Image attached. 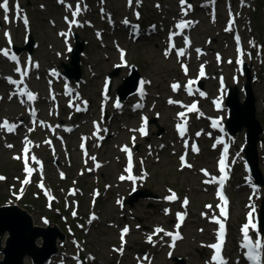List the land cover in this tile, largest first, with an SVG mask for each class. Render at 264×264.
Returning a JSON list of instances; mask_svg holds the SVG:
<instances>
[{
  "label": "rangeland",
  "instance_id": "obj_1",
  "mask_svg": "<svg viewBox=\"0 0 264 264\" xmlns=\"http://www.w3.org/2000/svg\"><path fill=\"white\" fill-rule=\"evenodd\" d=\"M68 1L71 0H65V2ZM73 1L78 2L80 0ZM241 1L242 0H234L237 6L236 16L238 18L241 17L237 27L240 31H242L245 39L244 47L248 50V52L246 51V56L242 60L248 64L252 72L260 74L258 82L253 83L252 85L257 101L256 113L259 120L264 124V3H262L261 0H245L247 4L245 6H241ZM20 2L24 6L22 13L23 18H27L29 21V27L28 29H25L22 27V24H20L21 21L18 20H13L9 23L5 22L4 16H2V12L0 11V20L3 19L4 21L3 24H0V46H5L7 43V46L9 47L13 42L16 44V46L23 47L28 36L33 34L34 41L40 44V48L35 51V56L42 60L43 65L50 63L51 67H56L59 66L61 62L69 65L68 60L71 57L70 49L74 47V40L68 42L60 37L61 33H64L61 14L64 11L67 15L68 12L63 10V7L59 6V0H20ZM91 3H93L92 5L95 4L96 7H99L97 10L94 9V11H96L95 13L97 14L93 16L92 20L86 22V30L79 32V41L85 46V51L83 52L82 56V77L83 80L86 81V85H83L82 88L85 97H88L89 95L92 101H99L98 91L100 90L99 88L102 85L104 78H106L108 74L113 73L115 68L120 67L122 64L118 58L117 47H121L127 51L126 59L128 63L130 65H136L139 69L138 73L141 76L146 79H150L151 82L153 81L154 90L152 92H154L155 98L157 96L166 97L167 93L169 92L168 85L170 86V84L180 82L182 78L185 76L189 77V75L193 73L190 60H179L175 54L169 53L167 50H165V41H161L159 37H154L153 40H145L140 41L138 44H133L127 38V35L118 32L117 26L115 27V25H109V21H106L111 19L119 21H123L127 18L132 19V17H134V12L140 11L142 14V21H159L166 23L167 27H170L171 25L174 26V22L178 18L179 12L182 8L181 0H132L131 4L129 3V0H88V5H91ZM100 9H104V15H100ZM220 14L222 16V12H220ZM85 15L91 17L93 12H89ZM197 16H200V13H198ZM200 17L205 18L207 15ZM230 17L231 14H228L227 17L217 21L210 18L209 22H202V25L192 32L191 35L195 40V44L197 43L198 45L207 48L195 49L193 55L198 54L197 50H201V52H203V56L207 54L206 57L202 59V63L206 64L210 76L213 77L214 75H224L229 81L230 87L235 88V94L238 96V101L242 104H245L247 96L244 95V92H242V88L247 83V81L245 78H241L238 83H235L232 81L233 76L230 74L233 73L235 75H239L241 71L238 66V62L241 60L239 58V53H235V47L232 43L231 37L223 33L225 22L227 20L229 21ZM5 30L12 31L11 33L13 35V39L11 42L7 41L4 36ZM69 32V29H67L65 34H68ZM99 32L102 34L99 35ZM197 44L196 46H198ZM260 45L263 49L262 59L257 57V52L260 50ZM253 49L254 52L252 53ZM166 52L167 55L165 54ZM22 54L26 57L27 53ZM0 58H2V55H0ZM216 58H219V62L218 60L216 61ZM183 65L188 67L187 74H185L183 70ZM229 69H231V72H229ZM128 72L129 68H122L118 76L113 77L112 90L115 93L118 87L122 84L123 78L128 75ZM37 86L40 88V84H37ZM213 87H217V84L216 80L211 78L210 81L205 84V88L207 91H210ZM60 89L62 90V84H60ZM240 89L241 93L239 92ZM1 90L2 87L0 85V91ZM74 100V98H71L70 100H66L63 103L66 104V102L69 101L74 102ZM234 101H237L236 98ZM78 102L82 103L81 100H75V103ZM161 106L164 108V111L162 113L163 120L160 121L159 124L161 126L163 125L165 129V135L161 137V139H156V143L158 144H161L162 142L165 143L167 138L174 139V136H176L173 129L174 120H172V117L177 116V114L176 112L173 113L171 108L167 109L166 105L162 104ZM249 107L250 106L245 108V111H247ZM15 109L16 107L14 105H9L6 100L0 103V115H11ZM64 111L67 115V121L75 125L76 123H74L71 116L72 111L69 108H66ZM14 114H18V112ZM98 115L100 116V110L98 111ZM82 117L84 119L89 116L83 115ZM98 120V118L91 119L90 123H88L90 126L88 128H84V130H89L92 127V129H94L93 123L99 122ZM239 121V119L236 121V126L239 125ZM248 121L250 122L249 118ZM80 122L79 124H81ZM125 122L131 123L132 120L124 118L123 123ZM140 125V119H137L135 123V129L138 130ZM153 127L156 129L157 126L153 124ZM247 127V125H241L239 127L240 129L236 133L237 147L234 152L235 174L233 184L230 186V192L234 196L232 210L233 220L231 221L232 232H236L233 230L234 226H236V221L238 220V223L241 224L243 222V215L246 213L248 214V212L251 210L250 208V210L247 209V205H245V201H247V195L241 196V193L237 192L239 184L244 182V176L246 173H243L242 177L236 181L239 173V166L236 161V156H239V158H237L238 161H240L241 157L243 156L241 148L246 141ZM256 130V134L259 135V128ZM102 134L104 135V132H102ZM135 135V142L141 145L139 153L143 155L145 154L147 158V154L152 153L153 151L149 150L148 148L145 149V146H142V144L145 142V145L148 147V140L144 139L138 132H136ZM124 138V142H126L129 139L132 140L133 136L128 133ZM154 138H157L156 134ZM120 139H123L122 135L119 137V140ZM166 143L171 146L172 139L166 141ZM76 144L77 143L75 141L73 144L68 145V153L67 151L61 149H57L53 153L46 146V149L44 150V156L45 158H48V162L43 164L42 174L40 172V166L36 165L38 172L36 178H43V182L48 185L46 186L45 190L41 191L46 194L47 190L52 199H49V195L46 194L48 202L44 204H42V202L36 203L34 200H31L28 202L30 206L21 205L22 210L26 211L29 215H32L34 225L43 226L41 220L46 218L44 216H47L53 222V226H57L58 228H64V226H66L61 223V221L68 219L66 206L64 205L66 196H64L63 191L65 187H68L71 184L60 183L59 181L53 182V179L56 180V178H58L57 170L60 169L61 166L65 167V169L68 171L67 178L69 180L73 179L74 181V179L77 180L80 178L79 169L81 166H78L77 162L81 161L83 163V159L79 150L76 148ZM47 151H49L53 157L47 155ZM98 153L99 160L106 162V169L102 170L104 171L103 177H105V182H110L112 184L115 183V175H117L115 172L120 174L119 172L122 170V156L125 158L124 152L120 150V147L115 149L111 145L105 147V149L102 148L98 151ZM15 154V150H7L0 140V174L9 176V179H7L11 181L9 183L14 182V176L17 175L16 171L20 167V160L15 159ZM216 154V152H209V150L206 149L202 156L193 157L189 163L194 165L195 168L193 171H188L187 168L182 165L181 161L178 160L176 156L174 148H169L162 155L153 159L147 158L152 164V168H150V173L152 171V177L150 180L144 183L146 185H141V188L143 189V192H146V194L151 193V189L154 192L160 193V195H162L160 201L155 202L152 200V198L145 199L142 196H139V200L135 201L133 206L128 205L127 208L124 209L125 212H120L117 206L113 205V200L110 199L113 196L119 201L123 200L125 197L127 198L128 193L130 192V185L121 186L122 190L117 191V193L114 191L111 194L112 197L108 196L106 199H101L99 201L98 207L99 211L102 213L103 223L97 228H94V231L90 236L89 246V250L92 253H95L97 257V262L95 264H105L106 262L112 261L113 253L110 250V245L118 244L115 228H111L109 226L111 223L109 221L117 220L121 223H130L132 224L134 230L139 225L141 230L140 232L134 231L133 237H136L137 235H147L151 231V226L164 227L166 223L173 225L174 218L172 216H165V210L162 212L160 209L163 208L161 205L164 203V196L174 191L179 192L181 197H190L191 203L188 207V210L194 217L191 218L190 221L195 223L194 227L187 228V240L178 247L177 256L184 254L193 255L195 253H204V250L200 249L195 242L196 240L203 241V239L207 236L206 231L199 232V229L204 227L203 221L199 218V213L202 214V212L207 209L205 206L207 201L214 200L216 196L214 192L212 193L210 191L211 189L209 190L203 186V176L200 172V169L203 167L217 169ZM263 164L264 144H261L260 155H258V168L261 170L262 176L264 178V171H262L264 170ZM139 169L142 170L143 166H139ZM104 173H106L105 175L107 177L104 175ZM46 174L51 177L50 180L47 178ZM36 178L35 183H38ZM7 180L3 179L0 181V207H2L4 201L6 202L10 197V193L8 192V184H2ZM87 181H94V178H87ZM258 186L259 188L257 190L256 198L264 197V186L259 184ZM29 187V185L21 186L20 189H23L24 192ZM53 187L56 190H53ZM81 187L83 188V184H81ZM91 188L92 186L87 189L86 197L83 200H87L90 192L92 191ZM53 192L57 198L53 196ZM34 193L36 195L37 192L34 190ZM53 200H58V203L52 205L50 202ZM50 205L52 207L51 209ZM43 206L45 207V210ZM179 206V204L176 205V208H173L174 211H177ZM258 207L257 211L259 213ZM208 210L210 214H212V210L207 209L206 211ZM108 211H113V213L109 214ZM257 211L254 213V216L257 215ZM138 220L141 221V224L138 222ZM207 220L209 221V218H207ZM67 224H72V220L69 219ZM106 225L111 229L106 228ZM206 229L210 230L212 228L209 225H206ZM7 236L8 235L6 234L0 237L2 246H5ZM209 236H212V233L207 237ZM37 244L42 245V240H37ZM144 244V242H141L142 246H144ZM137 251L138 249L134 247L128 248L124 263L129 264L130 261L134 259V254ZM0 259H2L1 254ZM192 260L193 259H189L188 262L190 263ZM117 263L118 262L115 261V264ZM25 264H33L30 257L25 258Z\"/></svg>",
  "mask_w": 264,
  "mask_h": 264
},
{
  "label": "snow or ice",
  "instance_id": "obj_2",
  "mask_svg": "<svg viewBox=\"0 0 264 264\" xmlns=\"http://www.w3.org/2000/svg\"><path fill=\"white\" fill-rule=\"evenodd\" d=\"M61 3H64V0H61ZM129 3L131 4L132 0H129ZM185 3H186V0H181V4L182 5H184ZM15 7H16V10H17V15L19 16V4H16ZM0 9H3V12L5 13V15H4L5 22H9V16H8V13L10 11L9 0H2V3H0ZM80 11H81L80 6L76 5L75 11L73 12V17L78 16ZM185 14H187L186 11H185ZM137 16H139V13H137ZM66 19H67V17H66ZM24 22L27 23V18L26 17L24 18ZM76 23H77V21L75 19L69 21L70 26L72 24H76ZM124 23L128 24L129 21L125 20ZM190 23H191L190 21H181L177 25V27L180 28V29H184V28L188 27ZM233 23H234V21H233ZM226 30L227 31H231L232 30V25L230 24ZM61 35H65V34L61 33ZM175 35H176V33H172V36H175ZM170 39H171V37H170ZM236 40L239 43L240 37L236 36ZM186 43L190 44V41H186ZM171 47L175 48V44H172ZM197 52L199 53V50H197ZM165 54L167 55V52ZM3 55L5 57H8L9 56V50H7V49L3 50ZM121 55H122V58H123V55H124L123 52L121 53ZM177 55L179 57H183V56H185V51L183 49H181V50H179L177 52ZM241 55H243L242 51H241ZM11 59L13 61H16L17 60L16 55L13 54L11 56ZM229 62H231V61H229ZM239 63L243 64V60L241 59L239 61ZM16 70L18 72H21L22 76L27 75L26 70L25 71H21L20 68H17ZM183 70H184L185 74L188 73V67L186 65H183ZM199 75L201 77L205 75L203 67H201ZM10 82L12 84H14V85L23 83V81H17V80H10ZM196 83H197V81L195 79H190L188 81V83L186 85V90H187L189 95H192L194 93V85ZM171 87H172L173 91H178L181 88V85L179 83H175ZM141 92L143 93V88H141ZM19 94L21 96H26L28 101H35L37 99L36 94H34L31 91H29L27 88L21 89ZM200 95H204V93H200ZM169 103L175 104V103H179V101L170 100ZM217 106H219V101H217ZM116 107L117 108L120 107V104L118 102L116 104ZM137 107H140V105H137ZM184 107L187 109V112H189V113L198 112V107H197V104H195V103H193L190 106L184 105ZM77 110H80V109H77ZM33 115H35V110L34 109H33ZM178 116H179V118H180V120L182 122L178 123L176 125V128H177V131H178L179 135L183 138L185 136V133L187 132V124H188V121H187V118H186V112L181 111V112L178 113ZM33 123H36V121H33ZM147 124H148L147 117H144L143 118L144 127H141L138 130L143 135H147L148 134L147 131H146ZM212 126L214 128H216V127H219L220 125H219V122L216 121V122L213 123ZM0 127L6 129L8 132H13V131L16 130L18 125L13 124V123H9L7 121V119H5L3 121V123L0 124ZM95 127H96V133L95 134L97 136H99V133L101 131L100 125L98 123H96ZM104 131H107V130L104 129ZM132 131H137V130L134 129ZM197 135H200V133H197ZM99 138L103 139L102 136H99ZM135 139H136L135 136H133V138H132L133 144L135 143ZM46 143L51 144V141H46ZM31 144H32L31 141L26 140L25 147L23 149V163H24V166H25L24 170H25V172L27 174V178L22 183L25 184V185L30 183V178L32 177L34 171H36L35 168L29 166V159H30V157H29V151H30L29 145H31ZM7 146L9 148L13 147V145H7ZM82 147H83V144H82ZM185 147H187V142H185ZM122 151H124L127 154L129 163H128V167L126 169L128 175L127 176L122 175L120 177V179L121 180L127 179V180H130V181H135V180L138 179V177L132 175V170H133V166H132V152L127 146H124L122 148ZM194 151L198 152L199 149L198 148H194ZM85 152H86V150H85ZM227 156H228V147L225 146L224 147L223 158L219 161V170L224 175L219 177L218 179L216 177H213L212 179L204 181V183H206V184L207 183H218L219 184V186H220L219 198H220L221 201H223V205L220 206V215L222 217H224V218H226L228 216V211H227L228 200H227L226 196L224 195V191H223V187H224L225 181L228 179V175H227V172H226ZM15 159L20 160L21 157L20 156H16ZM91 159L93 161H95L96 157L93 156V157H91ZM31 160L34 161L35 164L40 166V172L42 174L43 173V163L35 156H31ZM181 161H182V163H184V165L186 167H189V168L193 167L191 164L186 163L185 157H183V156L181 157ZM141 163H143V162L141 161ZM97 167H99V165H97ZM202 171H204L205 176L209 175V173L206 170H202ZM61 177L62 178L64 177V173H61ZM3 179H5V178L0 176V180H3ZM39 187L42 188V189L45 188V185L43 183V178H41ZM22 192H23V189H21V194H22ZM46 194L49 195V199H52L51 195L47 192V190H46ZM71 194L75 195L76 194V190L73 189ZM96 195H99V193L97 192ZM166 199L169 200V201H175V200L178 199V197H177V194L175 192H172L171 195L166 197ZM188 203H189V201L187 200V198H185L183 200V205L187 206ZM206 207L211 208V205H208ZM250 207H251V210L247 214V222L241 228V232H242V235H243L242 247L247 250L246 251V257H247V259L249 261L254 262V264H262V259H264V237L260 236L261 228L259 226V223L255 220V217H254L255 206L251 205ZM72 214H73V216H75L77 213L74 211ZM185 215H186V213L179 214L178 219H179V221L181 223L184 221ZM95 219H97V217L95 216V214H92L91 217H90V222L92 220H95ZM213 220H214L215 223H217L219 225V231H218V242L210 244V245H207V247H209V248L214 250V255H212L211 261L214 262V264H228L227 260L222 255V249H223V246H224V243H225V234H226L225 233V224L219 218L213 217ZM45 223H47V221H45ZM179 226L180 225L177 224V228H179ZM137 227H139V225ZM250 229L255 230L254 233L251 234V235H250ZM129 231H130V229L128 227H124L122 229V234H121V242L122 243H121V247L118 248V249H115L116 251H118L120 253H123V250H124L123 244L125 243L124 237L129 233ZM160 233H164L166 236L171 237L172 241H173V245H174L176 240H179V239L182 238L180 233H179V231H176L175 234H174L173 232L165 231V229L162 228V227L156 228L154 234L159 235ZM254 237H255V239H254ZM148 241L150 243L154 242L152 235L148 236ZM143 259L144 260H148L149 258L148 257H144Z\"/></svg>",
  "mask_w": 264,
  "mask_h": 264
},
{
  "label": "water",
  "instance_id": "obj_3",
  "mask_svg": "<svg viewBox=\"0 0 264 264\" xmlns=\"http://www.w3.org/2000/svg\"><path fill=\"white\" fill-rule=\"evenodd\" d=\"M82 47V44H77V49L73 53L71 62L73 69L76 70L75 77L77 79H79L81 75L79 53L82 51ZM64 67L68 72L71 69V67L68 65H64ZM137 78L138 77L136 73L131 77L133 80ZM140 84L142 85L141 81ZM140 84L137 91L140 88ZM125 87L126 85H124L121 90H123ZM126 94H128V92H126ZM248 96L249 98L247 105H250L251 107L247 112L245 111L247 105L243 106L238 101L237 94L229 101V105L233 109V118H231L229 121V129L232 131V133H236L240 129L239 127L243 124L250 125L248 118L252 122L255 121L253 96L250 88L248 91ZM235 98L237 101H234ZM238 119L240 120L239 125L236 126V121ZM231 122H234L235 126L232 127ZM253 145L254 141L251 140V148H253ZM133 202L134 201H132V204ZM262 208L261 229L264 231V203ZM7 232L9 237L6 242V247L3 248L5 258L3 261H0V264H25V258L27 256L32 257L36 262H38L39 258L40 261H43L51 254L50 251L55 250L54 237L56 233L62 237V233L56 229L51 231V229L35 226L31 217L26 212H23L17 208H0V235H4ZM38 239L43 240L42 247L38 246Z\"/></svg>",
  "mask_w": 264,
  "mask_h": 264
},
{
  "label": "bare ground",
  "instance_id": "obj_4",
  "mask_svg": "<svg viewBox=\"0 0 264 264\" xmlns=\"http://www.w3.org/2000/svg\"><path fill=\"white\" fill-rule=\"evenodd\" d=\"M114 113H115V115L117 116V118H121L123 121H121L119 124H117L116 125V129L119 131V132H121L122 134H123V129H122V124H123V122H124V117L122 116V115H118L117 114V111L116 110H114ZM138 116V115H137ZM147 116H148V118H149V123H148V125H150V122L152 121V120H154V122H155V124H157V122H160V121H162V117L161 116H159L158 115V113H154V112H150V113H147ZM86 121H87V123H90V117H86V118H84ZM101 119V121L102 122H104V120H103V118H100ZM137 121V119L128 127V128H126V130L127 131H129L130 129H134L135 128V122ZM142 125V124H141ZM141 125H140V127H141ZM231 126L233 127V126H235L234 125V122H231ZM139 127V128H140ZM250 127L253 129V130H256L257 129V124L255 123V122H252V124L250 125ZM124 135V134H123ZM154 140H156V139H160V137H157V138H153ZM251 165L252 166H255L256 165V161L255 160H253V161H251ZM43 255V254H42ZM42 255H40V256H42Z\"/></svg>",
  "mask_w": 264,
  "mask_h": 264
},
{
  "label": "trees",
  "instance_id": "obj_5",
  "mask_svg": "<svg viewBox=\"0 0 264 264\" xmlns=\"http://www.w3.org/2000/svg\"><path fill=\"white\" fill-rule=\"evenodd\" d=\"M39 200L38 199H35V202H38ZM40 202V201H39Z\"/></svg>",
  "mask_w": 264,
  "mask_h": 264
}]
</instances>
